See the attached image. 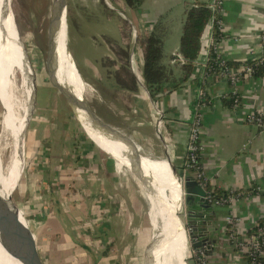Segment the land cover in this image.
<instances>
[{
    "label": "crops",
    "instance_id": "obj_1",
    "mask_svg": "<svg viewBox=\"0 0 264 264\" xmlns=\"http://www.w3.org/2000/svg\"><path fill=\"white\" fill-rule=\"evenodd\" d=\"M210 2L211 0H144L137 9L129 8L132 26L141 28L137 31L143 36L152 33L159 36L162 64L173 68L178 75L183 62L174 59L183 56L180 52V40L186 8L191 3ZM223 9L225 26L222 37L217 42L220 53L232 62L254 60L260 52L257 36L264 27V0H224ZM116 28L120 34L121 28ZM215 37L214 26L208 23L201 38L202 50L196 61V72L176 89L158 93L155 97L151 96L143 77V48L140 66L135 64L134 55L130 54L131 69L139 85L136 90L122 88L127 98L119 113L129 120L133 137L153 154L147 155L167 159L182 175L191 172L197 176L196 170L186 169L184 164L191 124L197 105L201 103V141L204 151L200 162L208 184L222 195L232 191H244L245 194L228 204L212 203V209L205 212L203 218L192 220L198 222L209 238L214 240L212 251L204 256L206 264H247L246 256L229 237L230 223L227 218H235L236 227L243 236L264 218V128L245 121L247 114L257 110L264 111V75L254 76L239 85L243 97L239 109L234 110L225 104L223 96L232 91L229 80L221 76L206 75L203 78V67L208 58L211 40ZM124 42L126 45L129 43ZM137 42L138 39L135 44ZM109 47L111 48L110 45ZM200 88L205 89L209 99L205 100V104L202 103L204 98L199 96ZM156 108L164 113L161 134L158 133L156 124ZM85 129L87 132L88 129ZM89 135L94 139L90 132ZM91 142L96 145L92 140ZM70 146V143L63 144L64 150L55 158L56 163H52L49 170L41 175L48 191L45 196L50 202L44 208V213L39 209L46 204V199L38 205L33 204L29 211L32 220L40 223L37 236L46 249L50 264H146V252L158 232L151 223L154 231L151 235L147 233L145 221L148 214L142 195L124 176V171L118 170L116 158L127 166L129 163L107 149L105 151L116 156L115 162L112 160L115 168L111 164L98 177L99 182L94 188L86 186L76 189L78 179L67 175L60 181L62 184L57 180L63 175L59 171L64 161H81L76 151L73 152L75 157L65 156V153L70 154L73 148ZM140 153L144 158L142 151ZM131 171L133 172L132 169ZM31 177L21 189V195L33 191L35 177ZM65 178L70 181H64ZM253 187L256 188L255 191L252 190ZM82 191L83 195L80 197ZM92 191L94 194H88ZM81 198L84 202L80 201ZM85 200L93 201L89 216L91 222L98 225V232L92 237L85 231V225L79 222L83 220L79 212L83 211ZM194 207L199 209L197 204ZM149 219L151 222L150 213ZM186 240L189 253L187 232Z\"/></svg>",
    "mask_w": 264,
    "mask_h": 264
},
{
    "label": "rangeland",
    "instance_id": "obj_2",
    "mask_svg": "<svg viewBox=\"0 0 264 264\" xmlns=\"http://www.w3.org/2000/svg\"><path fill=\"white\" fill-rule=\"evenodd\" d=\"M52 3V0H13L17 27L22 41L25 44V48L30 55L32 62V79L35 77L36 85L33 87V91L31 83L32 92L29 112V117L31 115V118L29 120L26 138L19 160L10 178H8L6 186L7 193H12L14 191V201L20 204L28 215L33 204L38 205L46 199V204L41 205L39 209V211L44 213V208L50 203L45 196L48 191L45 186V179L41 178V175L49 170L52 163H56L55 158L57 155H61L64 150L63 144L70 143L73 147L71 148L70 154L65 153V156H74L73 152L75 153L76 151L81 161H64L60 171L58 170L62 172L63 175H60L57 180L59 184H62L60 181L63 180V176L67 175L68 177L78 179V183H76L75 186L76 189L79 187L86 188V186L87 188H94L95 184L99 182V180H97L98 177L107 171L111 167V164L115 168L114 162L116 153L114 155L105 150L110 149L121 155L118 149H114L108 144L103 145L101 148L97 138L93 140L101 149L91 142L89 132L92 135H94V133L83 120L85 125L77 118L73 107L66 101L62 92L54 85L48 75L46 68V50ZM129 8L131 7L128 6L124 0H68L67 44L69 45L82 77L89 85L87 92L83 93L82 96L85 97L93 111L101 117L104 122L110 124L116 131L122 134L125 139L134 143L139 150L142 151L143 155H147L151 152L133 137L130 133L129 120L125 119L119 113L121 107L125 105L127 96L114 79L113 71L121 65V60L114 48L112 46L111 48L109 47L110 44L106 39V37H110L119 46L128 50L130 48V54L134 55L135 64L140 66L139 62L142 59V46L139 40L143 35L137 31H140L141 28L132 26L133 22L130 17ZM116 26L121 28L120 34L117 32ZM137 39L138 42L135 44ZM124 40L129 43L126 45ZM119 42L123 45L119 44ZM3 54L8 60L6 65L2 57ZM10 58L11 50L8 45L7 34L4 29L0 27V133L2 132L4 97L2 70L5 67L8 72L10 71L8 63ZM159 63L163 65L162 58ZM138 73L141 75V71L138 70ZM8 79H10V75H8ZM20 87L21 83L19 81L14 95H17L18 98H23V87H21V90ZM86 125L89 130L87 131L89 136L84 130ZM120 143L123 144V142ZM65 146L69 148L68 145ZM147 156L159 179V170L155 165V158L149 155ZM1 157L2 167L4 171L7 172V167L14 157L13 142L10 138L2 142ZM116 165L118 170L124 171V176H127L128 181L133 183L134 187L138 189V193L142 195L146 207V214H148V219L146 218L147 221H145V229L147 233L151 235L154 228L152 226V219L151 222L149 219L150 203L146 197L145 188L138 176L131 171V166L129 164L127 166L123 161H118L116 158ZM31 176L35 177L32 185L34 187V189L32 187L33 191L21 195V189L24 184L32 178ZM1 178L3 179L2 174ZM4 180L5 179H3V182H5ZM64 181L69 182L70 179L65 178ZM67 182L65 186H67ZM80 190L82 189L80 188ZM88 194H94V191ZM81 195H83V191L79 196L81 197ZM81 200H83V198H81L80 201ZM85 201L84 205L86 207L83 205V211L79 212L82 214L83 220L79 222H81L83 226L85 225V231L92 237L93 234H97L98 225L94 221L91 222V216H89V208L92 207L93 201ZM49 211L52 210L49 208ZM189 213L190 207L187 205L185 194L183 193V207L179 217L185 225L189 240L187 263L200 264L199 255L201 248L196 250V248L192 247V240L189 234L191 225L189 223L193 221ZM35 224L37 228L40 225L39 222L38 224L35 222Z\"/></svg>",
    "mask_w": 264,
    "mask_h": 264
},
{
    "label": "bare ground",
    "instance_id": "obj_3",
    "mask_svg": "<svg viewBox=\"0 0 264 264\" xmlns=\"http://www.w3.org/2000/svg\"><path fill=\"white\" fill-rule=\"evenodd\" d=\"M52 1L46 50V68L51 81L62 92L66 101H69L68 103L73 107L77 118L89 126L96 137L92 136L99 140V146L102 148L103 145L108 144L110 147L118 149L122 156L112 151L127 161L141 180L150 203L149 213L152 223L158 232L146 252V264H154V262L157 264H186L188 256L187 231L183 227L181 218L177 216L182 212L183 189L175 168L167 159L155 158V165L159 170L158 179L146 154L143 158L134 143L125 139L112 126L104 125L89 112L82 96L87 92L89 85L82 77L67 44L68 0ZM0 27L7 34L11 50V58L8 62L10 71L8 72L5 67L2 70L4 97L2 132L0 133L1 143L10 138L14 147V157L7 167V172L2 167V160L0 162V190L5 196H8L11 193H7V181L19 160L31 118L29 112L35 77L32 79V62L19 34L13 0H0ZM2 57L6 65L7 57L4 54ZM8 75H10V79H8ZM19 81L23 87V98L14 95ZM91 110L93 111L92 108ZM87 125L85 127L88 129ZM1 174L5 182L1 178ZM14 229V222L0 214V264H27L18 250L15 237L10 233Z\"/></svg>",
    "mask_w": 264,
    "mask_h": 264
},
{
    "label": "trees",
    "instance_id": "obj_4",
    "mask_svg": "<svg viewBox=\"0 0 264 264\" xmlns=\"http://www.w3.org/2000/svg\"><path fill=\"white\" fill-rule=\"evenodd\" d=\"M124 1L128 6L137 9L144 0ZM211 17L212 10L207 3H191L187 6L180 40V52L185 61L181 65V73L178 75L175 74L173 68L165 67L159 63L162 57V44L159 36L152 33L140 38L139 42L144 52L143 77L152 97H155L158 93H168L176 89L184 81L191 78L196 72V61L202 50L201 38ZM215 36L220 39L222 37V33L219 30H216ZM106 39L110 46L114 48L121 60V65L113 71L114 79L121 88L136 90L138 88V79L130 69L129 46L128 50L116 44L110 37H106ZM243 64L250 65L254 68V76L264 75V65L257 63V61L253 59L246 60L244 62H232L225 60L224 66L229 68H239L242 67ZM222 69L223 66L221 65V58H219L218 54L211 49L208 54L206 75L226 77L225 75H222ZM243 82L244 80H240L238 86ZM223 100L229 107H233L235 100L243 101V97L239 90L238 94L230 93L227 96H223ZM207 190L214 200L227 197L229 194L225 193V195H222L219 192L217 193V190L210 188L209 184L207 185ZM252 190L255 191L256 188L253 187ZM261 225L264 226V218L261 219L249 232H247L246 236L253 234L256 231V228ZM230 226L231 224L229 227ZM244 237L245 236L239 234L238 241L242 240ZM238 241L233 242L237 249H239ZM244 255L247 260H249L248 255ZM261 261L264 264V257L261 258Z\"/></svg>",
    "mask_w": 264,
    "mask_h": 264
},
{
    "label": "built area",
    "instance_id": "obj_5",
    "mask_svg": "<svg viewBox=\"0 0 264 264\" xmlns=\"http://www.w3.org/2000/svg\"><path fill=\"white\" fill-rule=\"evenodd\" d=\"M223 2L224 0H211V2L208 4V6L212 10V17L209 21L210 25L214 26V30H219L221 33L224 30V9H223ZM260 52L259 55L256 56L254 60L257 61V63L264 65V27L259 31L257 36ZM218 38L215 37L213 40H211V46L209 47L210 50H214L221 58V65L223 66L222 69V75H225L226 78H228L231 86H232V94H238L239 92V82L240 80H248L249 78L254 77V68L250 65L243 64L242 67L239 68H229L227 66H224L225 58L222 56V54L219 51L217 42ZM208 52V53H209ZM180 60L181 62H184L185 59L183 56H179L177 59L175 58L174 61ZM208 61V58H207ZM207 61L204 64L203 67V78L206 77V66ZM230 94V93H229ZM226 95V94H225ZM199 96L203 97L202 103L205 104V100H209L207 98V94L204 88H200L199 90ZM242 101L235 100V103L233 105V109L237 110L241 107ZM201 103L199 102L193 117V121L191 124L188 142H187V153H186V160H185V168L186 169H192L196 170L198 172L197 178L199 179L200 183L206 187L208 185L207 177L204 174V171L202 169V164L200 162V157L204 151V145L201 141V134H202V120H203V112L200 109ZM163 112L160 109L156 108V115H157V128L158 133L161 134L162 127L164 126L163 121ZM245 121L249 124H254L255 126H258L260 128H264V111H255L247 114L245 117ZM245 194L244 191H232L230 194H228L227 197L219 198L214 200L212 196L208 192L207 198L214 204H228L230 202L236 201L239 198H241ZM228 222L231 224L229 227V237L233 242L238 241V235L240 232L238 231V228L236 227V221L235 218L232 216H229ZM238 247L239 249L244 253L247 254L249 257L247 264H263L261 261V258L264 257V226H258L256 228V231L251 234L250 236H245L242 240L238 241ZM204 250H200L199 260L200 264H206L204 257Z\"/></svg>",
    "mask_w": 264,
    "mask_h": 264
},
{
    "label": "water",
    "instance_id": "obj_6",
    "mask_svg": "<svg viewBox=\"0 0 264 264\" xmlns=\"http://www.w3.org/2000/svg\"><path fill=\"white\" fill-rule=\"evenodd\" d=\"M78 74L80 75L79 72ZM80 78L82 79L81 75ZM83 100L85 101L89 112H91L104 125L111 126L110 124L103 122L101 117H99L95 112L91 110L89 103L84 96ZM89 138L98 146V144L90 136ZM1 150L2 143L0 141V162L2 160ZM175 172L180 178L183 193L185 194L186 203L190 207L189 216L198 219L203 218L205 216V212L212 209V202L207 198L208 190L200 183L199 179L194 173L190 172L188 174L182 175L179 174L176 169ZM13 192L10 195L5 196L0 190V214L14 222L15 229L13 231H10V233L15 237L18 250L22 258L27 264H50L46 249L37 236V227L35 222L24 210V208L14 201ZM195 204L199 206V209L197 210L199 212H196V208L194 207ZM177 216L179 217V213L177 214ZM189 224H191L189 234L192 240V247L201 248L203 250L205 249L204 255H202V257H204L210 251H212L214 240H212V238H209L205 229H202L201 225L198 224V222L192 221Z\"/></svg>",
    "mask_w": 264,
    "mask_h": 264
}]
</instances>
